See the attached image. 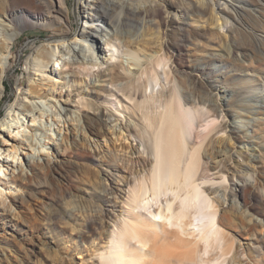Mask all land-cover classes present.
I'll use <instances>...</instances> for the list:
<instances>
[{
  "label": "bare ground",
  "instance_id": "1",
  "mask_svg": "<svg viewBox=\"0 0 264 264\" xmlns=\"http://www.w3.org/2000/svg\"><path fill=\"white\" fill-rule=\"evenodd\" d=\"M181 1L76 0L75 15L78 21L82 19L85 26L74 31L67 0H0V101L4 97V82L10 76L13 51L21 32L40 28L50 30L55 35L38 55L43 62L38 58L29 61V88L19 94L0 120L1 217L14 215L13 206L22 201L23 196L19 194L21 187L28 190L27 197L31 196L36 186L31 176L37 178L54 169L49 166L50 153L45 150L46 147L38 145L36 139L43 133L49 140L47 144L51 141L54 144L62 135L63 128L78 127V124H72L77 121L72 117L76 113L68 108L75 104V109L85 110L82 120L87 130L96 131L98 128V133L105 134L108 119L115 117V122L124 124L133 137L144 143L150 154L147 169L143 165L134 183L125 181L128 192L121 202L124 213L118 216L116 224L109 223L111 231L108 243L98 253L97 264H227L230 261L236 243L235 235L231 234L235 217L221 209L224 203L218 204L212 197L218 182L202 176L204 143L212 136L218 120L213 118L208 122L210 130L201 142L190 140L200 122V113L208 114L210 111L202 107L191 109L185 97L187 81L212 87L211 83H207L208 79L207 82L203 80L210 74L196 62L187 66L180 43L174 45L175 50L169 60L164 61L163 56L158 55L163 47L171 49L173 31L179 36L185 32L183 28L175 30L171 26L172 15H176ZM204 2L215 12L218 28L236 36L237 25L234 21L239 20L242 5L223 0ZM241 2L245 4L246 0ZM192 6L199 12L197 5ZM140 18L147 20L149 29L144 39L133 42L131 38L134 34L124 30L137 29ZM229 19L233 22L230 23ZM98 23L108 26L112 32L107 48L103 50L107 60L99 63L90 57L86 63H63L59 75L64 76L69 71L78 82L84 83V87L75 92L65 82L68 89L62 102L67 107L59 108L51 100L53 106L45 110L41 104L48 97V84L43 83V73H55L54 63L64 61L63 56L70 53L71 45L82 46L88 52L96 47L100 52V43L94 35L100 29ZM232 23L233 27L230 25ZM124 40L129 51L134 48L137 53L149 51L152 41L159 42L161 50L150 55L144 63L132 62L131 65L136 67L134 72L121 76L115 58ZM89 42L91 45L85 47L84 43ZM29 48L27 45L23 51ZM103 64L111 68L112 75L108 82V99L99 103L94 99L96 96L90 90L88 79L101 78ZM50 96L54 97L52 94ZM62 110L64 115L61 114ZM51 132H55V138ZM67 140L62 135L61 141ZM76 154L86 155L79 150ZM26 161L29 169L25 167ZM142 163L145 162L142 160ZM222 182V185L227 183L226 177ZM247 191L244 184L235 190L230 189L233 197L245 195ZM256 194L253 192L252 196L256 197ZM103 195L108 197L110 194L104 191ZM224 199L226 203L227 192ZM246 206L252 207L251 204ZM110 214L111 210L105 208L104 219L91 220L96 230L108 224L105 218ZM256 233L250 232V235L252 240L258 242Z\"/></svg>",
  "mask_w": 264,
  "mask_h": 264
},
{
  "label": "rangeland",
  "instance_id": "2",
  "mask_svg": "<svg viewBox=\"0 0 264 264\" xmlns=\"http://www.w3.org/2000/svg\"><path fill=\"white\" fill-rule=\"evenodd\" d=\"M223 1H233L243 7L238 14L241 18L234 21L236 36L218 28L215 12L206 6L204 0H182L176 15H172L171 26L175 30L183 28L185 32L180 36L176 31L172 32L170 50L163 47L159 52L160 43L152 41L151 50L137 53L135 48L129 51L124 40L115 62L119 75H131L136 69L132 62L144 63L157 52L167 61L175 50L174 45L180 43L187 66L196 62L210 74L203 80L207 82L208 79L207 83H211L212 87L188 81L185 87L188 107H202L210 111L208 114L200 113V122L190 140L201 142L210 130L208 122L213 118L218 120L212 136L204 143L202 176L218 182L212 197L218 204L224 203L221 209L235 217L231 234L235 235L236 243L227 264H264V2L246 0L244 4L241 0ZM75 2L67 0L73 30L77 31L85 24L82 19L78 21L75 15ZM192 3L197 5L199 12L193 9ZM228 21L233 22L231 19ZM234 23L230 25L233 27ZM98 25L100 29L94 35L100 43V52L96 47L88 52L82 46L71 45L70 53L63 56L64 61L54 63L56 72L43 73V83L48 84V97L41 104L45 110L53 106L51 100L59 108L67 107L62 102L68 89L65 82L75 92L84 87V83L78 82L69 71L64 76L59 75L63 63H86L90 57L99 63L107 60L103 50L107 48L112 32L108 26ZM148 26L147 20L140 18L137 29L126 28L124 32L134 34L131 39L138 42L145 38ZM54 36L52 31L40 28L21 32L14 47L10 76L4 82L0 120L19 94L29 88V61L38 58L42 63L38 55ZM84 44L85 47L91 45L90 42ZM27 45L30 48L23 51ZM54 53L58 55L55 49ZM101 69L104 71L101 78L88 79L90 90L96 96L94 99L99 103L108 99L107 88L112 75L107 64H103ZM72 105L68 108L76 113L72 117L77 120L72 124H78V127L63 128L62 135L68 138L66 142L61 141V135L54 144L52 141L47 144L49 140L43 133L36 139V143L46 147L45 150L50 153L49 166L54 169L37 178L31 176L36 185L31 196L27 197L28 190L21 187L19 194L23 197L13 206L14 215L0 216V264H97L98 253L108 243L109 223L116 224L118 216L124 213L121 202L128 192L125 181L132 183L140 171L148 167L150 154L144 143L133 137L124 124L110 117L105 134L98 133V128L96 131L87 130L82 120L85 110L75 109V104ZM53 110L58 112L55 108ZM61 114L64 115L63 110ZM131 126L136 129L134 124ZM51 134L55 138V132ZM133 140L138 141V149L137 141ZM77 150L86 155L77 156ZM25 167H29L27 161ZM223 177H226L227 183L222 185ZM243 184L247 185L246 194L233 197L230 189L235 190ZM104 191L110 195L104 196ZM225 192L228 194L226 203ZM253 192L257 193L256 197L252 196ZM247 204L252 207L247 208ZM105 208L111 210L110 216L105 218L108 224L96 230L91 220L104 219ZM250 232H257L258 242L252 240Z\"/></svg>",
  "mask_w": 264,
  "mask_h": 264
}]
</instances>
